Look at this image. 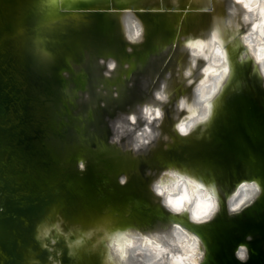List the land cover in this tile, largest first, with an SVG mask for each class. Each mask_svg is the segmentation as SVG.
Segmentation results:
<instances>
[{
    "label": "water",
    "instance_id": "95a60500",
    "mask_svg": "<svg viewBox=\"0 0 264 264\" xmlns=\"http://www.w3.org/2000/svg\"><path fill=\"white\" fill-rule=\"evenodd\" d=\"M231 6L232 0H0V264H105V232L148 233L173 223L200 237L201 264H264V78L252 59L240 62L238 37L226 44L232 74L210 122L188 136L174 130L185 115L173 119L177 101L192 95L183 42L207 37L214 18H227ZM125 9L143 24L142 43L125 39ZM203 65L198 61L197 80ZM162 83L168 103L154 96ZM145 103L162 108L159 128L150 125L160 135L135 151V131L113 143L122 114L136 113L135 129L143 127L138 106ZM169 167L215 183L219 209L212 219L193 223L161 204L150 186ZM242 181L260 190L230 212L227 198ZM58 222L64 233L71 230L68 241L53 230L57 243L42 247L38 226ZM80 237L83 244L69 255L68 243ZM240 245L244 260L236 255Z\"/></svg>",
    "mask_w": 264,
    "mask_h": 264
},
{
    "label": "clouds",
    "instance_id": "9594fccd",
    "mask_svg": "<svg viewBox=\"0 0 264 264\" xmlns=\"http://www.w3.org/2000/svg\"><path fill=\"white\" fill-rule=\"evenodd\" d=\"M240 9L244 11L239 15L238 22L235 17L240 13ZM228 13L227 18H214L207 37L189 35L183 42V47L189 53V62L183 70V78L186 86H192V95L191 98L187 95L181 96L175 105L173 119H176L180 112L185 113L174 125V130L181 136L190 135L200 125H207L213 116L214 101L222 93L226 79L232 74L226 44H231L238 37L239 43L235 47L243 45L245 49L240 54V62L252 59L254 71L258 66L259 75L264 78V0H232ZM121 23L124 37L129 43L143 42L144 26L131 9L124 10ZM241 27H246L247 31L242 33ZM200 60L204 61V65L200 68V78L197 80L194 72ZM109 67H115L114 62L110 63ZM166 87L167 85L162 83L160 89L155 91L157 101L168 103L170 93L165 90ZM138 108L139 118L146 121L142 128L135 129L136 113L128 114L127 117L122 114L114 121L113 127V143H119L121 137L135 131L131 144L134 151L160 135L159 131H153L150 125L156 121L158 129L164 115L161 106L153 103H145ZM120 182L123 184L125 179L122 178ZM150 187L171 214L175 216L187 213L188 219L193 223L209 221L219 209L215 183L206 185L178 168L165 169ZM259 190L255 181L240 182L227 198L229 211L238 212ZM53 230L57 236L63 235L66 242L68 241L71 230L64 233L59 222L51 226H38L36 239L41 241L42 247H49L44 243L45 240H50L53 245L57 243V237L52 236ZM91 235V232L87 233L88 237ZM102 239L107 241L105 264H201L205 256V252L201 250L200 237L189 232L180 223H173L170 229L148 233L133 228L116 229L105 232ZM83 242V237L69 242V255H72L71 249L74 246L78 247ZM236 255L244 260L246 247L240 245Z\"/></svg>",
    "mask_w": 264,
    "mask_h": 264
}]
</instances>
